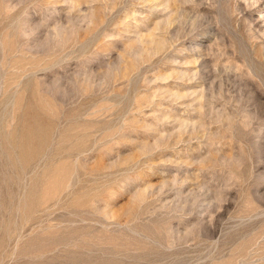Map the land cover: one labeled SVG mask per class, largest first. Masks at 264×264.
<instances>
[{"label": "rangeland", "instance_id": "obj_1", "mask_svg": "<svg viewBox=\"0 0 264 264\" xmlns=\"http://www.w3.org/2000/svg\"><path fill=\"white\" fill-rule=\"evenodd\" d=\"M0 264H264V0H0Z\"/></svg>", "mask_w": 264, "mask_h": 264}, {"label": "bare ground", "instance_id": "obj_2", "mask_svg": "<svg viewBox=\"0 0 264 264\" xmlns=\"http://www.w3.org/2000/svg\"><path fill=\"white\" fill-rule=\"evenodd\" d=\"M55 189V188H54Z\"/></svg>", "mask_w": 264, "mask_h": 264}]
</instances>
